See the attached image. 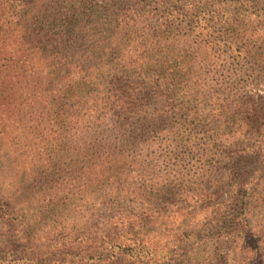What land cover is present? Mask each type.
Masks as SVG:
<instances>
[{
    "label": "rangeland",
    "instance_id": "374dc122",
    "mask_svg": "<svg viewBox=\"0 0 264 264\" xmlns=\"http://www.w3.org/2000/svg\"><path fill=\"white\" fill-rule=\"evenodd\" d=\"M90 1L104 11V0ZM44 3L52 15L42 24L50 38L49 60L95 62V40L106 33L90 25L85 33L68 27L70 16L78 15V0ZM115 8L120 20L139 24L126 30L124 42L136 56L159 59L175 70L178 97L192 109L180 111L143 92L137 116L102 111L107 124L95 144H83L89 156L65 152L57 160L64 171L34 173L24 189L12 190V209L0 212V252L24 257L13 264H114L119 254L127 256L123 264H131L130 254L141 242L172 252L177 239L211 219L234 186L246 187L264 173V77H250L224 42L199 46L177 22L173 28L156 27L160 16L150 6L116 1ZM235 13L243 34L264 39V2ZM254 39L248 41L251 54L256 47L264 52V40ZM249 129L252 134L246 135ZM134 132L141 134L130 140ZM205 193L214 200L197 202ZM221 251L230 263L240 255L232 238ZM171 255L153 264H172Z\"/></svg>",
    "mask_w": 264,
    "mask_h": 264
},
{
    "label": "trees",
    "instance_id": "16d2710c",
    "mask_svg": "<svg viewBox=\"0 0 264 264\" xmlns=\"http://www.w3.org/2000/svg\"><path fill=\"white\" fill-rule=\"evenodd\" d=\"M104 1V11H99L92 1L78 0V15L72 14L66 22L71 30L78 28L85 33L90 25L106 33L95 40L97 60L78 64L62 62L58 57L54 62L49 60L50 38L42 24L52 15H48L44 0H0V212L12 209V190L24 189L34 173L43 176L64 171L57 160L65 152L78 154V158L89 156L83 144H95L96 134L107 124V114L102 111L117 115L133 112L137 116L143 112V92L164 98L168 106L180 111L192 109L187 100L178 97L175 70L171 73L170 66L159 59L152 62L151 58L136 56L124 42L129 36L126 30L139 24L130 26L120 20L115 13L116 1L134 2L143 9L150 6L160 16L156 27L173 28L177 22L184 26L185 36L199 46L224 42L230 54L238 53L236 58L250 77H264V52L256 47L257 58L248 44L254 38L264 39L254 33L243 34L235 13L264 0ZM126 121L124 118L123 124ZM191 132L188 136L193 139ZM140 134L134 132L128 137L132 140ZM251 134V129L246 130V135ZM191 143L196 145L197 141ZM6 191L11 197L4 194ZM202 195L197 202L214 200L212 195ZM263 204L264 173L259 178L254 176L246 187L234 186L211 219L195 226L191 236L177 239L172 252L136 244V252L130 254L131 264L159 263L153 259L167 258L170 253L172 264H264ZM228 238L239 249L240 255L231 259L233 263L229 254L225 258L221 251ZM15 256L1 251L0 264L24 260L12 258ZM126 257L116 255L113 263L123 264Z\"/></svg>",
    "mask_w": 264,
    "mask_h": 264
}]
</instances>
